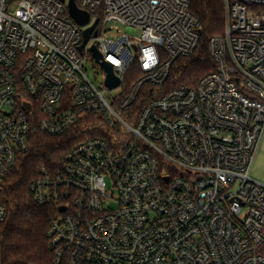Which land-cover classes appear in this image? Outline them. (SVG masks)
Segmentation results:
<instances>
[{
	"label": "built area",
	"instance_id": "1",
	"mask_svg": "<svg viewBox=\"0 0 264 264\" xmlns=\"http://www.w3.org/2000/svg\"><path fill=\"white\" fill-rule=\"evenodd\" d=\"M75 1L87 24L69 0H0V224L5 176L39 130L76 140L28 186L57 206L51 264H264V183L251 174L264 139V0H225L208 44L216 69L195 85L176 74L200 48L191 0Z\"/></svg>",
	"mask_w": 264,
	"mask_h": 264
},
{
	"label": "trees",
	"instance_id": "2",
	"mask_svg": "<svg viewBox=\"0 0 264 264\" xmlns=\"http://www.w3.org/2000/svg\"><path fill=\"white\" fill-rule=\"evenodd\" d=\"M190 8L202 28L200 48L192 57L180 61L176 74L179 83L195 85L216 69L208 44L212 37L223 33L225 0H191ZM75 141L72 135L57 137L36 130L24 163L5 176L3 190L9 214L0 224V264L52 263L47 231L57 206L38 203L28 186L35 168L56 162Z\"/></svg>",
	"mask_w": 264,
	"mask_h": 264
},
{
	"label": "water",
	"instance_id": "3",
	"mask_svg": "<svg viewBox=\"0 0 264 264\" xmlns=\"http://www.w3.org/2000/svg\"><path fill=\"white\" fill-rule=\"evenodd\" d=\"M69 10H70L72 17L75 19V21L77 23L84 25L90 21V18H91L90 14L87 11L80 9L75 0H69ZM98 22H99V20L97 19L93 26H91L85 30L84 43L82 44L81 48L90 39L91 34H92L95 26L98 24ZM94 35L95 36L97 35V31H95ZM92 51L94 52L95 56L98 59L102 57L100 52L98 51V49L96 47H92ZM103 64L105 65L106 70L108 72V77H107V81H106L107 85L111 88L118 86L120 81L117 77L114 76L113 70H112V65L110 63H107V62H103ZM28 107H29V105H28ZM62 210H63V208H62Z\"/></svg>",
	"mask_w": 264,
	"mask_h": 264
},
{
	"label": "rangeland",
	"instance_id": "4",
	"mask_svg": "<svg viewBox=\"0 0 264 264\" xmlns=\"http://www.w3.org/2000/svg\"><path fill=\"white\" fill-rule=\"evenodd\" d=\"M87 72L97 84L102 83L105 71L100 63L90 62L87 66ZM116 92L118 91H115L112 94H117ZM110 95V93H106V97H109ZM251 174L254 179L264 183V139L261 143L255 162L253 164Z\"/></svg>",
	"mask_w": 264,
	"mask_h": 264
}]
</instances>
